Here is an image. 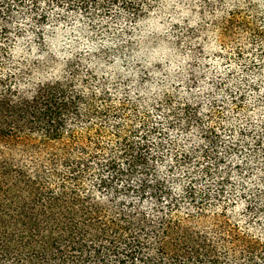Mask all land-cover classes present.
Wrapping results in <instances>:
<instances>
[{"label":"trees","instance_id":"16d2710c","mask_svg":"<svg viewBox=\"0 0 264 264\" xmlns=\"http://www.w3.org/2000/svg\"><path fill=\"white\" fill-rule=\"evenodd\" d=\"M135 1L0 0L4 252L45 264H264V101L254 122L245 91L257 85L220 77L190 101L111 81L104 70L133 45L126 32L101 43L99 19L142 12ZM70 14L88 22L89 45L61 67L48 41ZM19 39L44 59H15Z\"/></svg>","mask_w":264,"mask_h":264},{"label":"rangeland","instance_id":"374dc122","mask_svg":"<svg viewBox=\"0 0 264 264\" xmlns=\"http://www.w3.org/2000/svg\"><path fill=\"white\" fill-rule=\"evenodd\" d=\"M135 3L143 5L142 12L132 14L135 11H131L129 15L123 11L121 17L113 18L108 14L99 19L109 27L101 43L111 46L110 37L114 32H126L125 38L133 45L132 50L125 48V56L118 59L113 68L104 70L111 81L141 80L145 84L141 94L150 99L176 94L190 101L191 93L206 91L203 95L208 97L215 92V89H207L216 78L254 82L255 90L245 89L247 109L254 122L260 119L262 114L257 111L255 100L264 101V34L261 39L255 38L238 25L249 23L264 33V0H136ZM114 10L115 13L120 9ZM62 22L58 38L48 41L61 67L74 55L75 47L86 49L89 45L80 34L88 24L85 19L70 14ZM230 24L236 27L231 29ZM29 41L30 45L20 39L15 42L12 46L15 59H44L37 42ZM194 78L196 83L193 84ZM130 89L136 92L135 86ZM218 96L227 102L224 112L231 118L228 104L231 98L223 92ZM205 99L208 98L200 102L203 113L209 104ZM6 242L7 239L0 237V264H45L28 260L18 246L12 247V253L4 252Z\"/></svg>","mask_w":264,"mask_h":264}]
</instances>
